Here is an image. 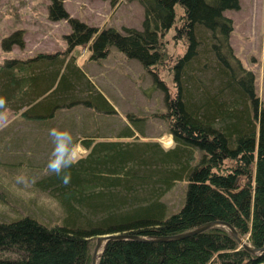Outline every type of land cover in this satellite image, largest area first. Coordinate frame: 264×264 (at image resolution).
I'll return each instance as SVG.
<instances>
[{"label": "trees", "instance_id": "obj_1", "mask_svg": "<svg viewBox=\"0 0 264 264\" xmlns=\"http://www.w3.org/2000/svg\"><path fill=\"white\" fill-rule=\"evenodd\" d=\"M64 1L52 0L49 16L70 23L68 50L6 59L0 67L3 108L37 123L79 106L115 114L73 54L87 44L89 59L99 61L114 47L139 61L161 88L160 117L174 146L145 138L133 115L116 138H81L88 153L71 166L70 182L49 170L36 186L57 203L61 218H2L0 264H91L101 235L155 239L216 220L263 247L264 107L254 72L231 45L234 24L225 15L239 9V0H136L144 8L143 28L123 33L71 17ZM23 38L18 30L1 46L23 48ZM168 41L183 53L171 59ZM163 70L171 85L161 79ZM178 182L188 183L185 201L172 212L163 198ZM98 264H264V253L247 251L229 231L213 228L173 241H111Z\"/></svg>", "mask_w": 264, "mask_h": 264}, {"label": "rangeland", "instance_id": "obj_2", "mask_svg": "<svg viewBox=\"0 0 264 264\" xmlns=\"http://www.w3.org/2000/svg\"><path fill=\"white\" fill-rule=\"evenodd\" d=\"M239 2V9L225 12L234 24L231 45L242 64L254 72L264 107V0ZM51 3L52 0H0V67L6 59L68 50L66 35L72 31L70 23L50 18ZM64 8L71 17L99 31L115 28L123 33L124 28H143L144 8L136 0H117L115 4L111 0H65ZM176 10L179 13L181 6L177 5ZM18 30L24 31L25 46L14 45L10 51H4L3 38ZM167 46L171 59L184 51L183 46L172 41ZM73 54L116 113L105 115L79 106L59 110L48 122L37 123L7 109V119L0 121V221L26 214L40 215L43 219L61 218L57 203L36 189L38 181L49 172L47 162L54 147L48 131L51 127L68 128L78 140L87 135L111 139L129 125L128 115H133L145 138L158 140L165 149L174 146L169 126L160 117L165 109L164 94L139 61L125 58L114 47L105 59L92 61L87 44L78 46ZM161 75L171 85L166 70ZM87 153L83 148L80 158ZM19 174L25 175L29 182H18ZM187 184L178 182L163 198L170 211L183 205Z\"/></svg>", "mask_w": 264, "mask_h": 264}, {"label": "clouds", "instance_id": "obj_3", "mask_svg": "<svg viewBox=\"0 0 264 264\" xmlns=\"http://www.w3.org/2000/svg\"><path fill=\"white\" fill-rule=\"evenodd\" d=\"M5 104L4 98L0 97V108ZM7 119V109L0 110V121ZM49 135L52 137L54 147L47 162V168L61 176L62 181L67 184L71 180V166L80 158L83 148L72 131L68 128H49ZM16 180L21 183H28V178L19 174Z\"/></svg>", "mask_w": 264, "mask_h": 264}, {"label": "water", "instance_id": "obj_4", "mask_svg": "<svg viewBox=\"0 0 264 264\" xmlns=\"http://www.w3.org/2000/svg\"><path fill=\"white\" fill-rule=\"evenodd\" d=\"M213 228H223L238 241V243L247 251H250L254 254H263L264 253V246L261 248H255L250 245L243 237L240 236L238 231L235 229L233 225L225 221H211L209 223L203 224L198 226L197 228L187 231L178 235L173 236H166V237H158L155 239H149L140 235H132L128 233H115V234H106L99 236L95 241V246L92 252V263L91 264H98L101 256L107 247L108 243L115 240H136V241H144V242H158V241H173V240H180L186 237L194 236L205 231H208Z\"/></svg>", "mask_w": 264, "mask_h": 264}]
</instances>
